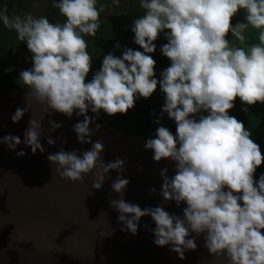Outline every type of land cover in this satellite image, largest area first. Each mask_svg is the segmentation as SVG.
<instances>
[{
	"label": "clouds",
	"instance_id": "9594fccd",
	"mask_svg": "<svg viewBox=\"0 0 264 264\" xmlns=\"http://www.w3.org/2000/svg\"><path fill=\"white\" fill-rule=\"evenodd\" d=\"M97 4L98 0H54L53 7L66 18L63 23L31 14L10 18L6 8L0 9V23L14 30L33 54L32 68L21 71L18 81L27 89L28 107L16 109L13 123L32 106L42 113L83 116L73 131L78 142L92 144L91 149L82 155L60 150L49 154L48 161L68 182L82 184L89 174L95 176L93 188L100 190L111 171L123 172L125 161L101 159L103 144L90 139L93 118L88 112L126 114L136 100L150 98L159 86L165 94L162 113L175 122L176 134L159 126L145 148L156 162H175L171 178L167 169L161 172V195L165 202L186 207L183 217L169 214L163 206L141 209L125 201L130 181L118 176L111 187L120 198L109 203L119 213L122 230L136 235L141 218L151 217L154 243L169 246L181 260L185 251L197 249L191 235L206 234L209 253L226 256L228 264H264V174L253 179L264 156L243 122L229 115L237 98L244 105L264 104V0H139L144 14L134 20L131 31L143 52L128 48L122 57L105 55L100 70L86 83L93 62L84 37H94L100 27L104 9ZM112 4L118 7L120 0ZM241 10L246 22L233 25ZM249 27L259 31V43L236 47L226 38L231 33L243 44ZM160 34L167 40L160 51L171 64L157 80L156 62L149 54L156 52L154 42ZM200 113L207 115L197 119ZM40 120H30L24 133L23 143L33 154L45 151ZM50 124L61 127L55 121ZM0 143L15 152L21 139L5 135ZM47 143L55 141L49 137ZM16 154L26 155L22 150Z\"/></svg>",
	"mask_w": 264,
	"mask_h": 264
},
{
	"label": "water",
	"instance_id": "95a60500",
	"mask_svg": "<svg viewBox=\"0 0 264 264\" xmlns=\"http://www.w3.org/2000/svg\"><path fill=\"white\" fill-rule=\"evenodd\" d=\"M26 99L27 92L23 91L0 93V139L5 135L21 139L15 152L0 143V264H228L226 256L209 253L206 234L191 235L197 249L185 251L181 260L169 246L154 243L156 225L151 217L141 218L136 235L122 230L119 213L109 203L120 198L111 187L118 176L130 181L123 195L125 201L141 209L163 206L169 214L183 217L186 207L164 201L161 172L167 169L171 178L175 162L154 161L153 152L145 148L148 139L100 125L97 128L93 119L90 139L103 144L101 159L108 163L119 157L125 161L124 170L111 171L100 190L93 188L98 180L91 174L82 184L68 182L55 172L48 155L60 150L82 155L91 149L92 144L79 143L73 131L84 117L75 112L72 117L51 110L50 114L42 113L39 106H32L19 123H13L16 109L28 107ZM93 115L88 112L90 118ZM32 119L41 123L43 153L33 154L23 143ZM50 121L61 127L53 129ZM49 137L54 145L47 143ZM21 150L26 155L17 156Z\"/></svg>",
	"mask_w": 264,
	"mask_h": 264
},
{
	"label": "trees",
	"instance_id": "16d2710c",
	"mask_svg": "<svg viewBox=\"0 0 264 264\" xmlns=\"http://www.w3.org/2000/svg\"><path fill=\"white\" fill-rule=\"evenodd\" d=\"M54 0H0V9H7V14L11 18L13 15L31 14L34 17L47 16L51 23H63L66 18L63 17L59 10L53 7ZM39 6V9H35ZM97 7H103L104 11L100 13V27L94 37L85 36L84 39L88 44L87 51L92 57V67L86 78V83L90 81L93 75L100 70L103 57L109 53L122 57L125 49L131 48L143 52L138 45L134 43V33L131 26L134 20L144 14V9L140 8L139 0H120L118 7L113 6L112 0H98ZM245 13L241 10L232 23H245ZM245 41L241 44L229 33L227 39L236 47L247 48L252 44L259 43V31L249 27L245 33ZM158 56H152L155 60L154 72L156 79L161 78V73L170 66L171 61L162 55L160 49L167 43L163 34L158 36L154 42ZM119 45L120 47H117ZM32 53L27 48L26 43L17 39L14 30L7 29L0 23V93L9 91L27 92L25 86L19 83V73L23 70L32 68ZM164 93L157 87L156 92L150 98H143L135 101L134 107L126 114H116L109 116L103 111L97 116L93 115L95 122L105 128L114 129L118 132L130 134L133 136L152 139L155 138L156 129L159 126L168 128L173 135L176 134V124L169 119L167 114L162 113L164 105ZM235 106L230 110L229 115L242 121L245 128L251 132V137L255 143L260 146L261 154L264 156V110L257 103L256 105H244L236 99ZM247 109L245 111L244 109ZM200 115L197 114V119ZM160 121V124L156 123ZM261 174H264V163L256 170L253 179L258 180Z\"/></svg>",
	"mask_w": 264,
	"mask_h": 264
},
{
	"label": "rangeland",
	"instance_id": "374dc122",
	"mask_svg": "<svg viewBox=\"0 0 264 264\" xmlns=\"http://www.w3.org/2000/svg\"><path fill=\"white\" fill-rule=\"evenodd\" d=\"M160 53H154L153 55L154 56H158ZM260 104V103H259ZM262 107H263V110H264V104H260Z\"/></svg>",
	"mask_w": 264,
	"mask_h": 264
},
{
	"label": "flooded vegetation",
	"instance_id": "af4514ba",
	"mask_svg": "<svg viewBox=\"0 0 264 264\" xmlns=\"http://www.w3.org/2000/svg\"><path fill=\"white\" fill-rule=\"evenodd\" d=\"M35 9H39V6H35Z\"/></svg>",
	"mask_w": 264,
	"mask_h": 264
}]
</instances>
